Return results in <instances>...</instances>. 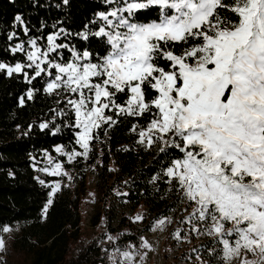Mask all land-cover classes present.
Masks as SVG:
<instances>
[{
    "label": "snow or ice",
    "instance_id": "1",
    "mask_svg": "<svg viewBox=\"0 0 264 264\" xmlns=\"http://www.w3.org/2000/svg\"><path fill=\"white\" fill-rule=\"evenodd\" d=\"M105 3L110 8L89 22L95 30L86 25L75 34L59 28L46 37L30 36L23 18L15 17L27 40L13 31L8 40L17 43L9 51L23 59L0 61V74H22L28 84L46 80L44 91L60 97L67 109L54 110L55 115L71 113L65 127L78 146H57L54 151L64 161L47 154L50 167L40 171L71 181L64 164L94 154L101 132L121 117H150L146 126L132 131L140 144L156 145L161 158L178 154L163 176L194 206L184 221L189 231L212 238L207 251L220 257L219 264H264V0ZM149 10H156V19L141 22L140 14ZM70 35L95 39L99 50L64 43ZM35 91L29 89L26 98L31 100ZM39 127L48 129L49 123ZM47 187L42 218L63 185L57 180ZM143 219L137 215L134 222ZM166 223L159 219L158 227ZM11 232L0 225V233ZM183 235L177 231L175 238ZM107 239L113 245L112 264H137L135 245L121 250L115 238ZM141 241V247L151 248L148 240ZM6 251L0 235V254Z\"/></svg>",
    "mask_w": 264,
    "mask_h": 264
},
{
    "label": "trees",
    "instance_id": "2",
    "mask_svg": "<svg viewBox=\"0 0 264 264\" xmlns=\"http://www.w3.org/2000/svg\"><path fill=\"white\" fill-rule=\"evenodd\" d=\"M109 8L105 0H69L67 5L62 0H0V61L15 64L23 59L21 54L9 51L17 43L8 40L13 31L21 40H27L15 21L17 15L31 29L30 36L46 37L59 28L72 34L84 32L86 25L95 30L89 22ZM157 15L156 10L142 12L141 22L156 19ZM63 42L99 50L95 39L84 41L70 35ZM40 43L46 44V40ZM45 87L46 80L28 84L22 74L15 77L0 74V225L19 228L16 239L7 241L5 262L17 264L11 262L17 255L18 264H108L113 246L108 236L115 238L120 249L135 245L133 251L138 249L140 253L141 238L159 219L169 218L183 200L163 176L169 159L178 154L169 152L161 158L156 145L147 148L138 142L137 132L148 124L150 117L138 120L121 117L106 132H101L95 141L94 154L64 164L75 175L74 188L84 187L88 174L95 176L101 206L91 224L102 231L82 236L83 192L79 189L64 187L49 207L47 217L42 218V209L49 199L47 184L60 179L40 171L50 167L46 155L63 162L65 158L55 148L64 145L67 150L75 146L73 131L65 127L71 123V113L67 118L56 116L54 110L67 109L59 102L60 97L49 95ZM29 89L37 90L31 100L26 98ZM21 97H25L23 105ZM41 123H49V128L41 129ZM134 126L137 132L132 131ZM119 206H124L121 213ZM140 207L147 214L143 215L142 223L134 222L132 214ZM210 241L205 243L196 238V245L189 252L208 263L217 261L216 256L208 254ZM0 260L4 261L3 254Z\"/></svg>",
    "mask_w": 264,
    "mask_h": 264
},
{
    "label": "rangeland",
    "instance_id": "3",
    "mask_svg": "<svg viewBox=\"0 0 264 264\" xmlns=\"http://www.w3.org/2000/svg\"><path fill=\"white\" fill-rule=\"evenodd\" d=\"M65 170L68 171L69 175H71L73 179L69 181L67 178L62 179L61 177H57L60 178L59 181H61L63 188L66 187L73 188V190H78L79 188H74L75 175L71 171L67 169ZM79 192H83L80 200L82 236L89 237L95 230L102 231L101 227L94 228L91 224L93 216L99 211L101 206V195L99 189L97 188L95 176L88 174L85 181V186L81 187ZM185 209H187V211H185ZM118 210L121 213L124 210V206H119ZM193 210L194 206L190 208L188 203L183 201L180 203L179 207L174 211V213L169 218H167V223L163 227H158V222H156L153 225L152 230L143 236L144 239L150 242L151 248L146 250L142 247L141 252L137 255V264H205L206 261H204L201 256L195 258L189 252L192 250L194 245H196V238H198L199 241L203 240L205 243H207V240L212 239L207 237V235L192 233L189 231L191 226L186 225L184 221H186L187 217ZM145 214H147L146 209H144V207H140L132 214V218L134 220L137 215L143 216ZM139 223H142V221ZM12 229L13 232L11 233H2L6 243L9 239H16L19 228L15 227ZM177 231H180L184 234L181 239L175 238V233ZM111 250L109 251L108 264H110ZM145 252L146 255L144 254ZM185 252L188 253L187 256L183 255ZM6 258L8 260L7 251L3 253L4 262ZM216 258L217 261H211L208 264H219L220 257L216 256ZM249 258L255 261L259 260L258 257L250 256ZM18 260L19 259L16 255L13 257L11 262H16L18 264Z\"/></svg>",
    "mask_w": 264,
    "mask_h": 264
},
{
    "label": "built area",
    "instance_id": "4",
    "mask_svg": "<svg viewBox=\"0 0 264 264\" xmlns=\"http://www.w3.org/2000/svg\"><path fill=\"white\" fill-rule=\"evenodd\" d=\"M113 254H114V253H113V251L111 250L110 255H113ZM110 264H112L111 259H110Z\"/></svg>",
    "mask_w": 264,
    "mask_h": 264
}]
</instances>
